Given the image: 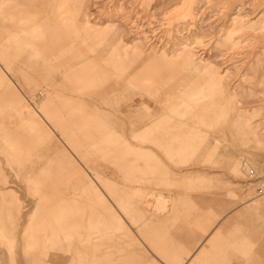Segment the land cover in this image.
I'll use <instances>...</instances> for the list:
<instances>
[{"label": "rangeland", "instance_id": "obj_1", "mask_svg": "<svg viewBox=\"0 0 264 264\" xmlns=\"http://www.w3.org/2000/svg\"><path fill=\"white\" fill-rule=\"evenodd\" d=\"M0 29V139L65 155L30 183L0 144V264H99L196 184L220 212L263 184L264 144L222 116L264 131V0H0Z\"/></svg>", "mask_w": 264, "mask_h": 264}, {"label": "crops", "instance_id": "obj_2", "mask_svg": "<svg viewBox=\"0 0 264 264\" xmlns=\"http://www.w3.org/2000/svg\"><path fill=\"white\" fill-rule=\"evenodd\" d=\"M46 7L43 8L48 10ZM24 10L22 12L26 15ZM7 16L10 17V15ZM0 37H3L2 33ZM41 67L37 64V69ZM92 123L93 129L90 130V136L92 137L93 132L96 133L95 135H100L103 131L101 126L98 124L94 128L95 123L98 122ZM27 126H25L26 133H29L32 139L38 141L40 139L43 142L42 151L34 153V151L24 152L21 148L17 150L18 147H14L20 143H16L14 138L10 137L1 138L0 144L6 151L9 150L10 156L15 157L17 165L21 168L22 178L31 183L36 177L35 172L39 169L44 170V165L51 162L53 156L57 164L63 161L65 155L63 156L56 144L55 147L52 145L46 147L49 137L42 136L37 129ZM59 129L63 131L61 126ZM66 138L69 140L68 135ZM118 151L123 154L131 152L144 164L156 162L151 158V151L140 152V149ZM178 153L183 155L193 151L180 149ZM127 162L137 163L130 160ZM64 169H67V166H64ZM257 182L258 180L252 181L245 188H241L240 194L243 200L222 212L219 209L224 204L220 206L217 192L212 190L210 195L204 196L202 185L198 187L196 184L194 192L179 196V202L185 203L182 208L179 205L178 209L164 210L154 214L152 223L148 216L147 223L128 227L129 233L126 232L125 235L129 236L121 237V240L116 238L113 254L109 253L107 258L106 251L104 261L99 264L112 262L114 264H264V198L258 193ZM46 192L41 191L40 196H44L48 203ZM55 197H58L57 192ZM56 207L59 206L56 205ZM81 227L79 222H74L72 225L73 229ZM101 257L103 256L100 255ZM83 259L86 264L85 256Z\"/></svg>", "mask_w": 264, "mask_h": 264}, {"label": "bare ground", "instance_id": "obj_3", "mask_svg": "<svg viewBox=\"0 0 264 264\" xmlns=\"http://www.w3.org/2000/svg\"><path fill=\"white\" fill-rule=\"evenodd\" d=\"M134 49H136V47ZM116 64L118 65V63H116ZM224 109H226V108H224ZM236 109L233 108L230 111L228 110L227 113L225 114V116L223 115L224 117L221 115L223 121L225 119L227 120L228 118H230V120L232 119V121L230 122V131H229V134H233L235 137H238V140H240L242 142V144L243 145H246L247 147H250L252 145H253V147H255V146L258 147V145H261V144L263 145L264 144V131H262V130L260 131L259 130V128L261 127L260 125H262V124L259 122V123L255 124V125H252L250 123V121L253 118H255L256 116L258 117L260 114L254 113L251 117H249V116H245L241 112H240L241 113L240 114L239 111H236ZM223 131H224V129H223ZM52 151H54V150H52ZM53 155H55V154H53Z\"/></svg>", "mask_w": 264, "mask_h": 264}, {"label": "built area", "instance_id": "obj_4", "mask_svg": "<svg viewBox=\"0 0 264 264\" xmlns=\"http://www.w3.org/2000/svg\"><path fill=\"white\" fill-rule=\"evenodd\" d=\"M258 193H259L261 196H263V198H264V182H263V184L261 185V187H259V189H258Z\"/></svg>", "mask_w": 264, "mask_h": 264}]
</instances>
